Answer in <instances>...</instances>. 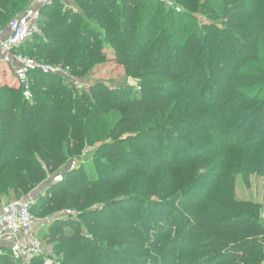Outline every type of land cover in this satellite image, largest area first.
Masks as SVG:
<instances>
[{"label":"trees","instance_id":"obj_1","mask_svg":"<svg viewBox=\"0 0 264 264\" xmlns=\"http://www.w3.org/2000/svg\"><path fill=\"white\" fill-rule=\"evenodd\" d=\"M30 1L0 0V29ZM171 1H55L19 51L69 66L88 88L32 73L28 102L0 86V205L82 163L32 208L71 207L95 225L88 237L72 219L52 222L41 239L62 264H264V207L237 201L233 184L264 175V0ZM109 60L121 82L85 78ZM119 205L125 216L109 219ZM43 262L14 261L0 243V264Z\"/></svg>","mask_w":264,"mask_h":264},{"label":"built area","instance_id":"obj_2","mask_svg":"<svg viewBox=\"0 0 264 264\" xmlns=\"http://www.w3.org/2000/svg\"><path fill=\"white\" fill-rule=\"evenodd\" d=\"M55 1L65 0H31L29 5L15 15L6 26L0 29V60L11 66L16 87L22 89L26 101H32L30 75L32 73L54 74L63 77L78 91L88 88L89 81L72 74L69 66L51 64L19 51L24 42L41 34L40 22L42 10ZM169 7L176 5L171 0H158ZM61 176L56 177V181ZM36 200L31 195L21 198L5 199L0 205V243L9 247L14 261L30 262L43 256V264H62L59 260L45 256L42 239L35 233V217L32 208Z\"/></svg>","mask_w":264,"mask_h":264},{"label":"rangeland","instance_id":"obj_3","mask_svg":"<svg viewBox=\"0 0 264 264\" xmlns=\"http://www.w3.org/2000/svg\"><path fill=\"white\" fill-rule=\"evenodd\" d=\"M70 1V0H69ZM162 3V2H161ZM163 5L167 6L166 4L162 3ZM175 4V3H174ZM176 5V4H175ZM177 6V5H176ZM70 7V6H69ZM74 7V6H73ZM179 7V6H177ZM181 8V7H180ZM44 18H48V15H45ZM10 76V74H9ZM89 76V77H88ZM85 78L86 79H90V80H102V81H106V82H111L114 85L118 84L119 82H121L124 78V69L122 68V66L120 65H116L112 60H109L108 62L100 65L97 70L95 71L94 74L92 75H88ZM6 78V77H5ZM10 78V84H8L7 86L14 87V84L11 82L12 81V77ZM1 86V84H0ZM128 133H124L123 136L121 138H126ZM129 135V134H128ZM91 149L85 150V152L82 154L83 156L81 157L82 159H86L84 160L85 163H88V161L90 160L89 158L87 159L86 157L88 156V154L91 152ZM83 161V162H84ZM82 163L79 160H73L70 161L69 163H66V165L63 167V170H61V174H56L55 176L52 175H48L46 177V179L40 183L37 188L35 190H33V192H30V194L28 193L27 195H31L32 197L36 198V196L39 195H45L47 194V198L51 199L55 197H52V192L50 193L49 191H46V185H48V183L51 181V179H53V181H56V177L61 176V178L63 176H65V174L71 170L74 169H78L79 165H81ZM123 164V163H121ZM183 174L189 176L187 170L183 172ZM119 176V175H118ZM237 177L234 179L233 184H234V196L235 199L239 202H245L248 204H255V205H261L262 207H264V175H256L255 173H251L249 175V179L247 182H245V180L243 179V177H241V175H236ZM116 177H112L111 179H114ZM78 180V179H77ZM179 182H182L181 179L179 180ZM211 192H213V190H211ZM212 195V194H211ZM189 198H191V200L186 197L184 199V202H192L195 200H199V195H187ZM62 195L59 196V198H61ZM207 197V195L204 196V198L201 199V201L203 199H205ZM11 198H15L14 196H11ZM125 198V197H124ZM193 198V199H192ZM57 199V197H56ZM125 199H132V197L126 196ZM150 199L151 200H158L159 196L155 195V194H151L150 195ZM211 198H209V196L205 199L208 200L206 202V204H204V206L207 207V203L209 202V200H211ZM131 204V203H130ZM133 206H137L136 203H133ZM176 211H178L179 213H183V211L185 212V208L180 209L177 205H172ZM201 205H199L200 207ZM126 206H117L114 207L113 209H111L108 213H107V217L109 219L114 218L115 216H125L126 214ZM146 210V209H145ZM225 211V210H222ZM82 211H77L76 209H73L71 207L65 208V209H60L57 210L56 212H52L49 213L47 212V210L42 209L41 211H35L34 212V217H35V223H34V229H35V233L42 238L49 230L52 222H54L55 220H60V219H72L73 221L79 223V231L82 232L85 236H90V232L89 230H91L93 228L92 224H89L86 220L81 219L80 218V213ZM160 212V209H156V211L154 212V214ZM218 213V211H217ZM82 214V213H81ZM149 218L150 215L145 213ZM172 219V217L169 216L168 213L163 212L162 214V218L161 220H165V219ZM189 218V216L187 217ZM191 218V217H190ZM189 221L191 222L192 220L189 219ZM259 224L262 225L264 227V208L260 210V214H259ZM179 227V224H177V222L174 224L173 231L171 234H176L177 232V228ZM258 239L262 238V234L261 235H256ZM119 238V237H118ZM43 243H44V248H45V256L46 257H50L53 259H60L57 257V255L54 253L53 251V246L49 243L46 242V240L43 238L42 239ZM109 241V240H107ZM104 242V241H103ZM211 250H215V249H208V251ZM163 264V262H162Z\"/></svg>","mask_w":264,"mask_h":264},{"label":"crops","instance_id":"obj_4","mask_svg":"<svg viewBox=\"0 0 264 264\" xmlns=\"http://www.w3.org/2000/svg\"><path fill=\"white\" fill-rule=\"evenodd\" d=\"M9 77H12L11 82L14 84V86H16L15 79H14L13 72H12V67L2 63L0 60V84L1 85L10 84Z\"/></svg>","mask_w":264,"mask_h":264}]
</instances>
